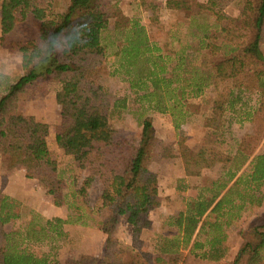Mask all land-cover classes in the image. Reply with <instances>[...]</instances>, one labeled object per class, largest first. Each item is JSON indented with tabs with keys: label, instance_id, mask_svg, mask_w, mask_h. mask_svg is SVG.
Here are the masks:
<instances>
[{
	"label": "trees",
	"instance_id": "16d2710c",
	"mask_svg": "<svg viewBox=\"0 0 264 264\" xmlns=\"http://www.w3.org/2000/svg\"><path fill=\"white\" fill-rule=\"evenodd\" d=\"M232 1L167 0L168 8L183 10L191 19L192 38L183 40L176 29L162 25L164 2L137 0L141 12H147L150 23L167 37L164 41L152 39L141 16L125 15L111 0H69L63 8L55 0H0V42L10 52L23 54V74L18 79L8 81L0 74V153L8 158L9 169L23 165L26 176L41 182L57 206L70 204L67 179L73 197L83 203H88L92 182L102 184L99 198L106 215L100 228L107 234L105 257L83 255L79 262L66 264H185V250L219 264H242L244 256L245 264H264V224L252 228L258 238L255 245L241 229L242 251L233 261L223 260L228 230L243 211L264 201V152L243 169L258 143L250 148L243 139L235 154L220 148V139L235 122L249 121L248 136L258 142L264 136V0H243L238 18L225 12ZM205 16L215 17L214 24L201 23L198 18ZM111 17L115 19L112 29L105 25ZM29 20L33 21L30 29L25 25ZM217 26L222 33V46L217 48L222 51L204 70L208 56L214 54L211 38L216 37ZM112 76L121 78L147 109L169 113L176 129L199 112L200 104L194 99L207 89L213 95L209 112L202 116L208 136H217L213 144L194 151L181 141L178 156L188 176H199L217 163L221 174L199 186L185 208L167 219L169 229L159 237L155 253L143 250L141 240L142 229L151 226L142 214L153 209L157 200L158 177L151 166L176 154L156 135L152 116L142 120L139 141L117 135L113 116L128 108L129 96L104 86L102 80ZM51 82L60 84L56 98L61 103V121L54 130L57 146L72 158L67 168L49 147L52 125L19 107L20 96L29 86L37 84L39 93L47 94ZM253 94L257 105L248 107L245 98ZM76 170L87 176L82 179ZM20 206V201L0 190V264H49L51 253L58 249L56 240L67 236L65 225L80 221L82 215L64 219L36 213L24 232L16 234L6 225L22 217ZM122 216L133 225L137 246L128 259L113 236ZM15 235L22 241L47 240L50 252L37 256L21 248Z\"/></svg>",
	"mask_w": 264,
	"mask_h": 264
},
{
	"label": "rangeland",
	"instance_id": "374dc122",
	"mask_svg": "<svg viewBox=\"0 0 264 264\" xmlns=\"http://www.w3.org/2000/svg\"><path fill=\"white\" fill-rule=\"evenodd\" d=\"M58 3L59 8L66 6L69 0H55ZM112 4L117 5L120 10L127 16L139 15L142 18V21L148 25L150 35L154 40H166L163 38V34L159 32L156 26H153L149 21V14L147 12H141L140 8L137 7V0H111ZM162 2L167 3V0H161ZM192 4L202 2L206 3L208 0H188ZM243 0H233L232 2L225 5V12L231 18H238L240 15V10L242 8ZM57 7V8H58ZM112 7V6H111ZM114 7H112V10ZM186 12L183 10L170 9L164 5L161 10V22L162 25L167 29H176L178 31L179 38L183 40L191 39V32L194 31L192 26L191 19L189 20L185 16ZM205 19H199L201 23L207 25H213L215 22V17L205 16ZM1 20V17H0ZM115 19L111 17L106 22V27L112 29L114 27ZM182 24H179V23ZM27 27L30 29L33 26V21L29 20L26 22ZM216 37L211 38V42L215 44V47L212 48L214 51L213 55L208 56L206 65L203 66L204 70H208V64L211 61H215L220 57L221 49H218L217 46H222V33L220 26H217ZM213 32V31H212ZM0 37H1V24H0ZM264 53V45L262 46ZM23 54L20 51L10 52L5 48L0 42V74L8 76V81H15L23 74V65H22ZM105 87L110 89L114 94L119 96H129L128 108L121 111L120 114H114L113 116V125L117 129L118 136L129 137L139 141L142 134V120L146 116L153 117V123L155 127V133L159 138L165 143V145L172 150H177V146L174 144L182 141L184 143V133L185 130L175 128L174 119L169 113H158L150 109H147L145 104L142 105L141 102L136 100V96L130 93V90L127 87V84L119 77H106L102 80ZM60 84L56 82H51L47 84V89L49 93L40 94L39 85L35 84L29 86L25 93L20 96L19 107L24 112L28 109H33L39 105V100H47L48 104H52L54 100L57 101V98H53L49 101V96L53 97L52 94L56 96V92L59 90ZM257 95H251L250 98L246 97L245 101L247 102L248 107L257 105ZM213 95L210 92V89L206 91L205 95L199 98L194 99L193 101L200 104L199 112L197 113L198 120L202 122V116L205 112H209V108L212 104ZM58 102V101H57ZM36 104V105H35ZM61 105V103H59ZM48 111V110H47ZM46 111V112H47ZM61 121V120H60ZM197 122V121H196ZM54 123V122H51ZM199 123V122H198ZM53 127V126H52ZM251 124L249 121H244L243 123L235 122L230 130L226 131V135L220 144V148L224 151L235 152L237 150L239 142L243 139H246L249 143L250 148L257 144L253 156L247 161L243 169L246 168L247 164L251 162L254 156L264 152V136L258 142L254 139L253 136H248L250 133ZM205 129H207L205 127ZM53 133L51 132L50 137L48 138L49 147L52 146V152L56 157H58L62 167L67 168L72 163V158L68 155H65L62 149L56 145L55 130L53 127ZM217 136H208V131L205 135V144H213L214 138ZM187 140V139H186ZM185 140V141H186ZM184 145V144H183ZM179 146V144H178ZM190 149V148H188ZM4 157V163L8 167V161ZM175 159L164 158L159 162L152 164L151 169L157 174L158 177V189H157V201L156 207L152 211H146L143 213V218L151 221V226L149 228H143L141 233L142 240V249L150 251L152 253L157 252V247L159 243V237L162 234H165L169 229V226L166 224L169 214L165 211L166 207H179V205L173 204V202L178 200L179 204L182 205V208H185V202L190 196L187 194V191L181 190V192H176V197H172L170 194H167L166 190H160L161 181L166 182L168 179V173L171 169L175 168L178 163L174 162ZM3 161L0 160V185L4 187L7 183V177L2 173L4 167L1 165ZM178 167V166H177ZM218 164H210L203 173L202 181L208 183L210 180L214 179L218 173L219 176ZM241 173V172H240ZM76 174L81 175V178H85L87 173L85 171H77ZM167 174V175H166ZM66 177L69 178V174H66ZM82 181V180H80ZM68 188L67 191L71 194L68 198L70 204L62 206L60 209L62 218L68 219L70 216H77V213L82 215V219L78 222H72L65 225V230L67 232L66 237L59 238L56 240V246H58L56 253H51L49 264H66L68 260L79 262L83 255H93L98 258H104L106 253V239L107 234L104 233L100 228V221L105 217L106 210L101 206L100 190L102 184L97 180H94L88 189L89 197L88 203H83L80 201L79 197H73V190L70 186L69 180L67 179ZM27 191L23 194L21 200L20 212L22 217L20 219L14 220L6 225V228L9 232L16 233L24 232L27 227L29 220H31L35 214L41 215L43 218H54L48 211L42 210L41 204H47L52 206L54 204V197L48 193L47 188L39 181L30 179L27 183ZM179 186L180 181H177ZM264 188V187H263ZM166 194V195H163ZM22 196V194H21ZM175 198V200H174ZM79 206V208H78ZM77 207V209H76ZM248 207V205H247ZM41 209V210H40ZM42 212V213H41ZM49 213L48 215H45ZM74 217L73 219H75ZM264 224V201L261 206L251 207L243 211V216L234 226L228 230V239L225 243L227 248L225 258L223 260L233 261L238 254L242 251L245 241L240 235L239 231L244 229L248 232V241L253 245L258 243L257 236L253 233L252 228L257 226L260 228ZM39 224L35 226L39 228ZM263 231V229H260ZM113 236L117 238L119 247L123 250L125 259L131 258L134 251L136 250L135 242L133 241V225H131L126 216H122L116 228L113 231ZM15 241L19 242L21 248L27 249L37 256H42L50 252V245L47 240L39 241H22L18 235H15ZM186 261L185 264H219V262L202 259L195 257L190 254L188 250H185ZM246 263V257H243L242 264Z\"/></svg>",
	"mask_w": 264,
	"mask_h": 264
},
{
	"label": "crops",
	"instance_id": "0c3cea01",
	"mask_svg": "<svg viewBox=\"0 0 264 264\" xmlns=\"http://www.w3.org/2000/svg\"><path fill=\"white\" fill-rule=\"evenodd\" d=\"M165 4L166 3L164 2V5ZM52 95H53V97L49 96V99H50L49 101H53L51 99L56 98V96L54 94H52ZM57 101L54 100V102L52 104H48L49 102H47L46 99L45 100L41 99V101L39 100V105H37L33 109L26 110L25 113L33 114L36 116V118L38 120L48 122L54 127V125L58 124L61 120V105H59L60 102L58 99H57ZM199 120H198L197 113H196L191 117V120L189 122L183 124L181 127V129L186 131L184 133L185 136L183 138V140H184L183 146L186 149L190 148L191 150L198 151L205 145L204 140H205V135H206L207 129H205V127L203 126V123L202 122L200 123ZM51 122H54V123H51ZM52 126L50 129V134H51V132L53 133V130H52L53 127ZM50 134H49L48 138L50 137ZM158 137H160V136H158ZM179 142H180V140H179ZM179 142L178 143L176 142L174 144L175 147L176 146L178 147L177 150H174L176 156L170 157L171 159H175L174 162L178 163L177 164L178 167L176 166L175 168H173L169 171V173H168L169 178L168 179L166 178V182L161 181L160 185H162V186H161L160 190L162 191L165 189L167 194H170L172 197H176L175 193L177 191L181 192V190H183V191L185 190V191H187V194L190 197H193V196H196L198 194V187L206 184L205 182L202 181V176H203L204 170L206 168L203 169L201 175H199V176H188L186 173L185 165H184L181 157L178 156V151H179L178 144H179ZM56 145H57V143H56ZM53 147L54 146H52L50 149L52 150ZM236 151L237 150H235V152H233V154H235ZM4 157H6V156L2 155L0 153V160L3 161V163L1 165L4 167L2 173H4L7 177V183L4 185V187H3V185L2 186L0 185V190H2L5 194H7L13 198L21 200L23 197V194H25L27 191V185H28L27 183H28V180H30V178H28L26 176V169L23 165H19L15 168H12V169H9V167H7V165L4 166L5 165L4 160H3ZM6 159L8 161V158H6ZM218 165H220V164H218ZM219 173L221 174L220 168H219ZM216 174H217V176L215 178L218 177V173H216ZM177 181H180L179 186L177 184ZM21 194H22V196H21ZM163 195H166V194H163ZM157 197H158V195H157ZM174 200H175V198H174ZM173 204L179 205V207L177 206V207L173 208V207H171V205H172L171 204L169 207L164 208V209H166L165 211L167 212V214H169L171 216L177 214L178 212H180L183 209L182 205L179 204L178 200L177 201L175 200L173 202ZM155 205H156V203H155ZM154 207H156V206H154ZM40 208L42 210H46V211L49 210L48 211L49 213L51 211L50 214L52 216L61 217V218L63 216L60 212V209L62 208V206H57L55 204V202L52 206L42 203ZM152 210L153 209L148 210V211H152ZM49 213H47L45 215H48Z\"/></svg>",
	"mask_w": 264,
	"mask_h": 264
}]
</instances>
